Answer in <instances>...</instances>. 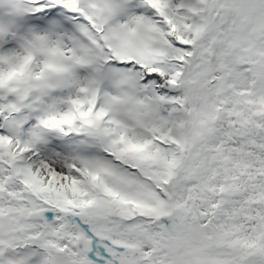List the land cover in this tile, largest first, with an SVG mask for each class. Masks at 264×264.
<instances>
[{
  "label": "snow or ice",
  "instance_id": "6c2138e0",
  "mask_svg": "<svg viewBox=\"0 0 264 264\" xmlns=\"http://www.w3.org/2000/svg\"><path fill=\"white\" fill-rule=\"evenodd\" d=\"M0 264H264V0H0Z\"/></svg>",
  "mask_w": 264,
  "mask_h": 264
}]
</instances>
